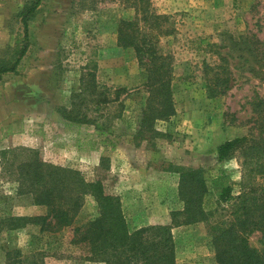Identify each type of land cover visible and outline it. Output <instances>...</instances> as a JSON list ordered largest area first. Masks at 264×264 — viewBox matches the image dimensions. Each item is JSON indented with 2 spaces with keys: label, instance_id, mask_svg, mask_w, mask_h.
Returning a JSON list of instances; mask_svg holds the SVG:
<instances>
[{
  "label": "rangeland",
  "instance_id": "rangeland-1",
  "mask_svg": "<svg viewBox=\"0 0 264 264\" xmlns=\"http://www.w3.org/2000/svg\"><path fill=\"white\" fill-rule=\"evenodd\" d=\"M34 1L0 0V61L12 62L16 43L23 44L18 13ZM131 3L40 0L17 72L0 77V218L47 214L20 187L19 166L36 158L74 181L103 179L104 192L119 197L130 232L169 225L170 213L183 206L179 172L200 168L208 185L204 210L211 217L172 229L175 262L215 264L209 226L227 220L229 210L218 201L217 178L223 172L234 194L242 181L241 156L217 163L216 148L239 137L264 139V0H149V11L167 18L159 29L167 33L158 35L150 24L139 28L168 57L175 110L149 121L156 134L137 133L147 77L133 50L117 44L119 22L134 18ZM94 87L109 100L119 91L117 101L99 106L98 122L111 131L105 134L92 125L68 124L59 112L70 107L72 94L85 90L82 112L97 117ZM254 182L262 184L264 177ZM81 200L71 228L40 232L30 224L1 231L0 264L7 253L22 264H102L84 261L70 243L72 228L98 215L92 197ZM247 241L264 252L261 232Z\"/></svg>",
  "mask_w": 264,
  "mask_h": 264
},
{
  "label": "trees",
  "instance_id": "trees-1",
  "mask_svg": "<svg viewBox=\"0 0 264 264\" xmlns=\"http://www.w3.org/2000/svg\"><path fill=\"white\" fill-rule=\"evenodd\" d=\"M132 2L135 10L134 18L119 22L117 28V44L122 48H131L135 53L138 65L146 73L148 98L142 112L141 126L137 133L147 134L156 131L148 127L150 120L166 119L174 115V103L171 92L170 67L168 57L154 49L152 38H148L139 24H150L158 30V35H166L160 31L165 16L155 15L149 11V0H127ZM40 5L35 0L24 7L18 17L22 24L23 34L21 46L19 40L12 54V62L0 61V77L13 74L29 47V22ZM136 5V6H135ZM138 5V6H137ZM147 34V33H146ZM261 59L264 60V54ZM222 70V69H221ZM225 72L226 70H222ZM216 73L215 76H219ZM94 86V78L91 79ZM97 98L92 102L93 111L98 116L90 118L82 112L85 90L72 94L70 107L61 109V118L68 124L92 125L94 132L105 134L110 128L103 129L99 124L101 104L117 101L119 91H115L114 99L109 100L105 92H96ZM83 94L85 96H83ZM109 95V94H108ZM111 132V131H110ZM7 152L2 153V156ZM242 158V181L240 190L233 193L232 186L227 183L226 175L221 172L217 178L221 186L218 201L228 210V219L215 222L209 226L210 245L214 251L215 264H264V252L249 246L247 237L253 232L264 235V183L254 182L255 178L264 177V139L239 137L228 140L216 148V162L222 163L236 155ZM20 187L31 193L33 203L45 206L47 214L38 217H2L0 232L13 231L27 225H37L40 232L50 230L58 232L71 228L75 216L82 205V196H90L96 203L98 215L83 226L72 228L70 243L77 247L84 261L102 264H176L175 245L172 229L206 223L211 212L204 210V198L208 193V185L201 169H183L179 172L178 196L183 206L181 210L170 213L169 225H149L133 232L128 230L119 197L106 194L103 179L90 182L74 181L75 178L64 176L58 167L43 163L39 158L30 160L19 166ZM75 175L74 173H72ZM61 176H63L61 178ZM30 179L25 185L23 181ZM74 179V180H73ZM81 193L77 195V193ZM4 264H22L10 253L6 254Z\"/></svg>",
  "mask_w": 264,
  "mask_h": 264
},
{
  "label": "crops",
  "instance_id": "crops-1",
  "mask_svg": "<svg viewBox=\"0 0 264 264\" xmlns=\"http://www.w3.org/2000/svg\"><path fill=\"white\" fill-rule=\"evenodd\" d=\"M226 141H228V140H226Z\"/></svg>",
  "mask_w": 264,
  "mask_h": 264
}]
</instances>
